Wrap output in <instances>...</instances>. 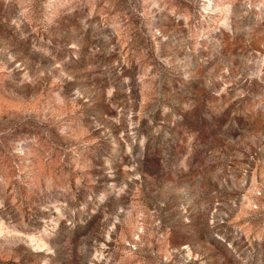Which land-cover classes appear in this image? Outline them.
Masks as SVG:
<instances>
[{"label":"rangeland","instance_id":"374dc122","mask_svg":"<svg viewBox=\"0 0 264 264\" xmlns=\"http://www.w3.org/2000/svg\"><path fill=\"white\" fill-rule=\"evenodd\" d=\"M0 264H264V0H0Z\"/></svg>","mask_w":264,"mask_h":264}]
</instances>
